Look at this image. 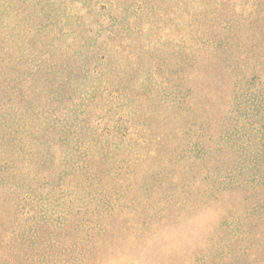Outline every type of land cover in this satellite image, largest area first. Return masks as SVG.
Instances as JSON below:
<instances>
[{"label": "rangeland", "instance_id": "1", "mask_svg": "<svg viewBox=\"0 0 264 264\" xmlns=\"http://www.w3.org/2000/svg\"><path fill=\"white\" fill-rule=\"evenodd\" d=\"M251 1L0 0V264H98L108 245L135 252L178 216L218 209L220 178L250 165L229 140L257 135L261 117L232 53L245 116L208 102L216 30ZM226 217L148 259L198 264Z\"/></svg>", "mask_w": 264, "mask_h": 264}, {"label": "trees", "instance_id": "2", "mask_svg": "<svg viewBox=\"0 0 264 264\" xmlns=\"http://www.w3.org/2000/svg\"><path fill=\"white\" fill-rule=\"evenodd\" d=\"M225 3L226 0H220L219 8L224 9ZM219 12L220 9L216 11V16L221 15ZM248 12L250 15L241 20L237 21L235 17L232 21L222 20L218 23L208 102L217 100L221 110L227 107L226 102H232L236 117L242 119L245 116L237 99L240 96V79L244 75H237L232 70L235 64L227 63L223 58L232 53L237 62L243 67L247 66L257 80L256 84H249L255 89L254 92L247 90L246 94L249 107L260 110L261 120L255 119L257 135L247 138L241 134L239 136L242 138L229 140L231 149L235 148L241 154L237 159L250 165L245 167L240 164L233 168V177L220 178L216 187L219 191L217 210L218 214L227 217L223 220L222 228L216 227V244H211L206 252H197L198 264H264V0H252ZM190 31L193 33L194 28ZM238 133L237 128L232 126L227 138ZM254 141L255 148L251 147ZM219 146L223 149L230 147L228 142ZM175 252L170 254L171 258ZM193 261L195 263L194 258Z\"/></svg>", "mask_w": 264, "mask_h": 264}, {"label": "clouds", "instance_id": "3", "mask_svg": "<svg viewBox=\"0 0 264 264\" xmlns=\"http://www.w3.org/2000/svg\"><path fill=\"white\" fill-rule=\"evenodd\" d=\"M216 215L217 210L212 206L193 209L191 214L185 213L172 223L149 232L135 252L132 250L135 247L133 241H119L104 247L98 257V264H155L148 259L149 254L159 252L168 256L178 251L199 235Z\"/></svg>", "mask_w": 264, "mask_h": 264}]
</instances>
